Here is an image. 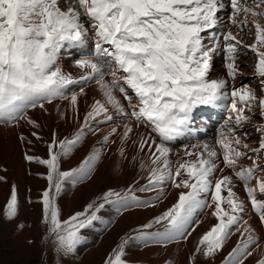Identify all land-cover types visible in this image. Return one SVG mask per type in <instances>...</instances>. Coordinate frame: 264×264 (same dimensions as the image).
<instances>
[{
    "label": "snow or ice",
    "instance_id": "obj_1",
    "mask_svg": "<svg viewBox=\"0 0 264 264\" xmlns=\"http://www.w3.org/2000/svg\"><path fill=\"white\" fill-rule=\"evenodd\" d=\"M226 8L231 9V25L240 31L255 29L254 43L245 45L238 32H218L219 13ZM256 17H264V0H254L253 7L241 0H69L67 6L60 0H0V123L19 126L25 121L38 128L28 111L37 107L46 111L45 104L57 99L67 101L68 109L79 119L80 99L88 95L86 87L94 82L99 93V98L91 99L72 138L60 139L53 132L47 158L25 156L47 169L48 188L39 201L41 219L49 234L55 235L58 250L73 251L82 240L81 229L97 220V213L114 202L113 198L131 199L137 207L154 206L151 201H138L131 188L123 194L109 189L98 198L102 203L93 201L83 211L60 218L55 195L65 181L75 183L86 176L101 153L92 152L78 168L67 171L61 170V156L72 151L86 129L97 135L101 126L111 125L102 142L108 147L119 141L121 157H126L127 146L133 147L137 155L131 159L138 162L147 181L139 191H156L166 181L180 190L171 207L143 225L146 229L163 225L164 231L141 233L137 238L187 241L195 231L194 214L208 209L216 222L199 237L187 264H197L199 256L214 258L235 234L234 227L241 239L223 264H245L254 256L260 245L251 227L241 224L244 201L235 188L237 183L243 186L264 223V122L252 125L259 134L255 144L247 142L249 133L242 131L253 119L247 113L258 109L264 121V24ZM89 34L94 53L74 61L81 70L77 80L60 67L59 55L66 46L83 45ZM242 47L256 56L258 90L247 84L229 86V80L235 81L241 74L237 54ZM221 49L227 78L208 80L212 55ZM74 84L81 85L78 91L65 95V89ZM202 105L228 112L214 145H185L183 155L177 154L173 162L169 142L191 131L193 112ZM60 115L68 118L65 113ZM31 134L41 139L36 132ZM245 160L250 164L243 163ZM160 192L163 194L162 188ZM16 214L13 186L5 215L12 219ZM126 245L127 241H121L104 264H131L124 258ZM256 264H264V255Z\"/></svg>",
    "mask_w": 264,
    "mask_h": 264
},
{
    "label": "rangeland",
    "instance_id": "obj_2",
    "mask_svg": "<svg viewBox=\"0 0 264 264\" xmlns=\"http://www.w3.org/2000/svg\"><path fill=\"white\" fill-rule=\"evenodd\" d=\"M241 2H246L249 7L254 6V0H241ZM225 12L230 15L231 9H225L221 13ZM248 18L253 19L251 16ZM240 19H243V16ZM255 19L264 24V17ZM234 29L244 34L245 45L255 42L254 28H244L243 31L236 27ZM91 41L93 39L89 34L86 38L88 48L90 44L94 46ZM68 47L71 46H66L64 49H69ZM72 52L75 51L69 49L68 53ZM83 54L89 53L84 51ZM239 55L248 64L246 68L248 71L244 72L245 76L238 79L242 80V84L258 90L259 78L255 75V54L249 48L242 47L237 56ZM245 67L241 66V68ZM217 68L216 65L214 70ZM72 86H68L65 93L71 92ZM204 108L211 111L207 105L202 108L203 110H199L198 107L197 111L203 112ZM59 113L61 114L59 111L54 113L52 109H48L47 115L40 121L38 128L28 124L30 127L26 126L22 133L13 138L0 134V177L4 178L0 180V264H104L106 257L121 241H127L124 258L131 264H187L199 237L210 228L209 226L199 228L201 224L197 216L199 211L197 210L193 216L192 227L195 231L187 241L177 239L165 243L157 242L159 237L137 238L141 233L151 235L163 232V225H153L152 228L147 229L143 228V225L166 211L175 202L164 203L165 195L160 192L161 185L156 191H139L140 187L147 183L146 179L142 178L145 175L144 171L134 162H129L125 157L115 153L111 145L105 147L102 134L93 135L87 129L72 151L66 156H61V170L78 168L82 161L94 151L100 152L101 158L82 179H77L75 183L72 180L65 181L60 193L55 195L60 218L67 219L73 213L83 211L84 207L93 201L102 203L103 201L98 198L109 189L123 194L125 190L131 188L138 201H151L154 206L137 207L131 199L125 202L113 198L114 202L106 203L97 213V220L81 229L82 240L73 251L58 250L55 235L49 234L48 226L41 219L42 206L39 201L42 192L48 188L47 169L35 161H28L25 156L47 158V143L50 142L53 132H56L60 139H70L76 134L83 119L67 114L68 118L63 119ZM258 113L256 109L251 115L260 123L262 121L258 120L260 118ZM32 132H36L41 139L32 136ZM21 136L26 139L22 140ZM13 186L17 194V214L14 218L8 219L5 215V205L10 198ZM53 193L55 194L54 189ZM132 193H129V197ZM197 220L200 221L199 225L195 224ZM237 242V233L230 235L222 251L210 260L199 256L197 264H223L224 258L236 247ZM257 260L255 257H249L245 264H256Z\"/></svg>",
    "mask_w": 264,
    "mask_h": 264
},
{
    "label": "bare ground",
    "instance_id": "obj_3",
    "mask_svg": "<svg viewBox=\"0 0 264 264\" xmlns=\"http://www.w3.org/2000/svg\"><path fill=\"white\" fill-rule=\"evenodd\" d=\"M61 4L64 6H67L69 3V0H60ZM228 0H225V3H227ZM228 8H226L227 10ZM222 20V23L219 25L218 32H223L227 30H231L234 33H237V29H234V26L231 25L229 19H228V14L221 13L219 14ZM227 19V20H226ZM239 33V32H238ZM240 38L245 41L244 34L239 33ZM92 44L94 43V40L91 41ZM86 40L83 45L79 46H71L68 47L69 49H72L75 52L68 53L69 49H63L59 55V65H61V68L63 69L64 72L66 73H71L75 79H79V76L81 74V70L75 67L74 61L76 59H79L82 56V52L86 51L89 54H83V55H91L94 53V46L91 44L89 45V48L87 47ZM91 49V50H90ZM89 50V52H88ZM241 55V54H240ZM237 56V64L240 68V73L237 76V79L234 81L229 80V86L231 87L233 84L237 87L242 85V80L238 79L241 76L244 75V72L247 73V63H245L243 58H240ZM216 65L218 68L216 70L215 67ZM225 65V59H224V53L221 50H217L216 52L213 53L211 61H210V69L207 74V79L208 80H213V79H219V78H227L226 77V69L224 67ZM241 66H246L245 68H241ZM245 76V75H244ZM80 84H74L71 87V90L73 87H80ZM88 95L85 97H81L80 99V105H79V118L81 117L83 119V116L88 108V104L91 102V99L93 97L99 98V93L96 91V87L94 82H91L87 87H86ZM230 90V88H229ZM78 91V90H76ZM71 92H66L65 95H70ZM224 104H227L228 101H224ZM45 109L41 108H36V109H31L28 111V115L37 122L38 125H40V121L47 115L48 109H52V111L55 113L56 111H59L61 113H65L67 115L75 116V114L68 109V103L65 100H60L57 99L55 100L51 105H45ZM202 108L199 107V110ZM211 111H208L204 108V113L205 116L201 119H197V114L199 112L196 110L193 112V122L190 125L191 131L185 134V136L181 137L182 139H177L176 141L169 142V147L171 148V159L173 162H175L178 159V155L182 156L183 155V148L185 145H192V144H204L207 143L209 145H214L215 143V136H211V132H214L217 135L218 129L223 125L224 121L226 120L228 116V112L226 111L225 108L218 107V106H213L210 108ZM203 110V109H202ZM216 114L217 118L213 119L214 116L212 114ZM60 114V113H59ZM248 115H251V113H247ZM257 115V114H256ZM252 116V115H251ZM76 117V116H75ZM51 119V118H50ZM253 117L252 121L249 124H246L244 129L242 131H247L249 133V140L247 142L256 143L257 137L255 135H259L256 133L255 129L253 128V124H257L258 121ZM49 121V119H47ZM46 120V121H47ZM52 121V120H51ZM221 122L222 125H218V122ZM264 122V121H262ZM50 124V123H49ZM30 127L25 121H20L19 126H14V125H3L0 126V134H2L4 137L7 138H13L14 136H18V134L22 133L25 128ZM111 125H105L102 128V131L100 134H105L109 130ZM32 127V126H31ZM112 149L115 153L118 155L119 152L117 151V147L119 146V141H117L116 144H111ZM126 157L129 162H134L135 165L138 167L139 164L137 161H132L131 156L132 155H137V153L134 151L132 146H127L126 147ZM116 154V155H117ZM139 156H143V153H139ZM119 157V156H118ZM117 158V157H116ZM146 159V157H145ZM127 162V161H126ZM245 164H250V161H243ZM161 188L163 190V193L165 195V201L164 203L166 204H171L172 202H175L177 199V194L180 190L174 189L171 186V183L166 181L163 185H161ZM235 191L237 192V195L239 198L244 201V211L241 213V224L243 225L244 222H246L247 226H250L252 229V235L256 239V241L259 242V249H257L256 253L254 254L253 257H255V260L259 259L261 255H264V223H261L259 219L258 213L252 209L250 202L247 200L246 193L243 189V186L239 183H237V186L235 188ZM226 194V193H225ZM201 224H200V229L209 226L211 227L216 221L215 219L210 215V210L204 209V210H198ZM233 232L237 233V241L241 239L240 232L236 231V228L234 227ZM242 231V228H241ZM180 245V244H178ZM252 247H255V245H252ZM254 259V258H253Z\"/></svg>",
    "mask_w": 264,
    "mask_h": 264
}]
</instances>
